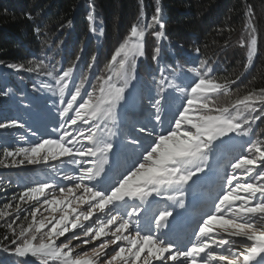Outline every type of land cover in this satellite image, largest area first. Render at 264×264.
<instances>
[{"label":"snow or ice","instance_id":"6c2138e0","mask_svg":"<svg viewBox=\"0 0 264 264\" xmlns=\"http://www.w3.org/2000/svg\"><path fill=\"white\" fill-rule=\"evenodd\" d=\"M153 4L149 15L141 0L99 75L84 49L66 67L35 53L3 65L37 81L31 92L0 85L14 107L0 110V167L39 166L44 177L11 195L12 179L0 177V252L13 264H264V87L219 100L257 55L254 8L238 41L244 70L228 79L200 47L171 51L162 2ZM86 19L95 33L94 3ZM33 32L39 40L41 27ZM209 177L210 203L197 209Z\"/></svg>","mask_w":264,"mask_h":264},{"label":"trees","instance_id":"16d2710c","mask_svg":"<svg viewBox=\"0 0 264 264\" xmlns=\"http://www.w3.org/2000/svg\"><path fill=\"white\" fill-rule=\"evenodd\" d=\"M168 41L166 46L176 53L182 49L191 50L200 47L203 57L217 60V75L233 79L244 70L246 49L238 44L245 31V6L251 4L256 13L255 25L258 31V52L253 65L233 86L231 96H221V102L230 101L235 96H242L250 88L264 87V0H161ZM89 3L95 4L96 32L90 31L93 26L86 19ZM147 13L154 11L153 0H143ZM141 0H0V85L7 84L14 90L32 91L37 77L25 72L15 73L6 69L7 63H24L37 57L48 56L52 63L60 61L67 66L84 49L83 59L97 55V75L104 71L109 54L126 38L130 27L137 22ZM32 19H28V14ZM71 21V23H69ZM41 27L39 40L33 29ZM221 29H224L221 31ZM63 41V44L60 43ZM229 42V46L225 42ZM155 41L151 35L146 37V49L150 53ZM182 46L176 48V45ZM51 47V51H49ZM193 55H195L193 53ZM171 62L172 57H167ZM47 63V61H46ZM152 61H142L138 70L145 77L149 76ZM60 65H57L59 68ZM154 70V69H153ZM48 83L52 81L47 80ZM96 83L95 80L92 81ZM41 95L51 93L41 92ZM51 103V101H49ZM0 110L14 113L10 100L0 97ZM259 123V122H258ZM264 127V125H262ZM22 131V130H21ZM14 137L19 139L20 132L13 130ZM26 145L24 141L17 142ZM18 145V144H16ZM0 177L11 178L13 188L29 180L43 179L41 170L28 172L26 169H12L0 172ZM207 198L211 190L201 188ZM3 198L0 197V202ZM16 258L0 252L2 264H13Z\"/></svg>","mask_w":264,"mask_h":264},{"label":"rangeland","instance_id":"374dc122","mask_svg":"<svg viewBox=\"0 0 264 264\" xmlns=\"http://www.w3.org/2000/svg\"><path fill=\"white\" fill-rule=\"evenodd\" d=\"M17 142H21V141H19V139L15 138L13 143L18 144L16 146H27V145H19L21 143H17ZM23 169H26V171H28V172H33L34 170L35 171L36 170H41L39 166H31V165H29V166H27L26 168H23ZM9 170H12V169H4V168L0 167V172H5V171H9ZM201 188H206V189L211 190L213 192V190L215 188V184L213 183L212 178L209 177L208 180L202 185ZM8 195H11V194H8ZM197 196L199 197V202L197 204V209L204 208L205 204L210 203V201L208 200L207 196H205L204 192H201L199 190L198 193H197ZM189 199L190 200L192 199L191 195L189 196ZM197 209H194V212ZM68 235H70V233ZM60 239L64 240V237H61ZM82 250L83 251H89L90 250V246L84 245V246H82ZM77 251L80 252L81 249H77Z\"/></svg>","mask_w":264,"mask_h":264}]
</instances>
